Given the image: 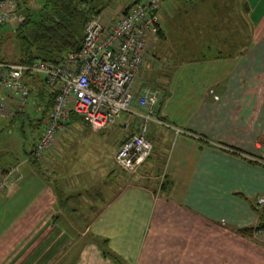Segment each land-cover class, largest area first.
Returning a JSON list of instances; mask_svg holds the SVG:
<instances>
[{"label": "crops", "instance_id": "0c3cea01", "mask_svg": "<svg viewBox=\"0 0 264 264\" xmlns=\"http://www.w3.org/2000/svg\"><path fill=\"white\" fill-rule=\"evenodd\" d=\"M201 1L204 27L219 38L188 63L201 66L191 70L203 73L198 95L186 93L188 105L175 113L167 87L177 80L163 83L160 60L141 72V83L163 89L158 113L168 125L151 124L153 151L140 177L114 161L136 121L128 129L123 116L95 131L72 116L47 165L22 167L23 180L0 193V264H264V240L242 233L259 225L254 205L264 198V0ZM192 2L167 0L160 11L164 18L166 5ZM163 47L158 38L152 48L162 60ZM86 150L99 158L79 162ZM66 154L67 163L55 161ZM57 176L75 181L60 189ZM101 239L120 262L104 255Z\"/></svg>", "mask_w": 264, "mask_h": 264}, {"label": "built area", "instance_id": "2783aa9c", "mask_svg": "<svg viewBox=\"0 0 264 264\" xmlns=\"http://www.w3.org/2000/svg\"><path fill=\"white\" fill-rule=\"evenodd\" d=\"M165 1L141 0L111 21L103 14L93 15L85 27L82 48L65 54L60 64L41 60L30 64L0 62V122L14 118L25 108L30 95L28 75L40 76L55 94L45 131L30 159L39 161L45 156L67 130L72 116L95 131L108 130L127 116L128 129L136 127L120 145L114 161L120 170L140 177L153 151L148 139L151 124L168 125L158 113L162 89L140 82L149 60L158 64L152 48L161 31L160 9ZM25 20L18 0H0V29H16ZM22 180L20 165L1 171L0 193L13 189ZM255 208L264 215L263 197L257 199ZM254 236L264 240V229Z\"/></svg>", "mask_w": 264, "mask_h": 264}, {"label": "rangeland", "instance_id": "374dc122", "mask_svg": "<svg viewBox=\"0 0 264 264\" xmlns=\"http://www.w3.org/2000/svg\"><path fill=\"white\" fill-rule=\"evenodd\" d=\"M28 1L30 3L29 5L33 7H38L41 3V0ZM192 1V3L184 6H178V10H175V7L170 9V6L166 5L167 8L163 10L165 24L160 11L161 24L164 29L166 27L167 33L164 37L160 36L161 38L159 37V39L164 46L163 51L168 59L166 57L162 60L158 59V57L157 61L159 64L160 60L161 65L165 66V68H163L164 71L167 72L166 78L164 76L161 77L163 83L164 80L167 83L171 78L172 80H177L176 84L173 86V90L171 88L172 85L167 87V97L169 98L171 93L174 94L171 101V108L175 113L179 110L181 102H185L186 105H188L189 101L185 97L186 93H191L193 98L199 93L194 89L201 85L200 79L202 78L203 73L192 74L191 70L197 72L201 66L193 67L188 63L195 61L201 62L204 55L207 57L210 54L207 50V46L219 38L217 34L209 33V30L204 27L205 17L202 1L200 3H197V0ZM129 2L130 1L128 0H113L110 8L104 13L107 20L111 21L121 15V12L127 7V3ZM7 30L8 29L6 28L3 29V31ZM6 52L8 53L10 61H16L14 57L17 56V50L14 42L10 41L7 44ZM172 67L175 68L174 71H171ZM188 78L190 79V82H188ZM148 80L155 83L156 75ZM161 100L162 98L160 99L159 105L161 104ZM164 101H167L166 97L164 98ZM43 110V107H37V103L30 99L23 114H19V112V115L17 114L15 118L0 122V172L5 168L16 165H20L21 168L26 165H33L30 161V154L40 135L46 128V119H42ZM114 139L115 137L111 136V142H113ZM149 139L153 141V138L150 135ZM159 142H161V140H159ZM159 142H156L155 145L157 149L161 150L160 146L162 145ZM101 146V149H99L101 155L106 154L110 150L105 144H102ZM84 153H86V155L83 153L78 155L79 162H84L83 160L91 162L90 159L95 160L100 156V154L92 152V150H86ZM44 157L45 156H43V158ZM70 157V155L66 154L61 161H59L60 157L58 158L59 160L57 159L55 161L67 163V161L70 160ZM75 157L76 155L73 156L71 160L72 163L79 164V162L75 160ZM43 158L39 160L38 163L44 167L47 164H45L46 160ZM43 172H45V170ZM131 177L134 178L135 176ZM74 181L75 180L72 178H66V180H64L63 177L57 176V178L55 177L53 184H55L57 188L62 189L66 182L73 183Z\"/></svg>", "mask_w": 264, "mask_h": 264}, {"label": "trees", "instance_id": "16d2710c", "mask_svg": "<svg viewBox=\"0 0 264 264\" xmlns=\"http://www.w3.org/2000/svg\"><path fill=\"white\" fill-rule=\"evenodd\" d=\"M18 1L24 9L26 20L16 29L7 31H3L4 28L0 29V62L30 64L41 60L60 64L65 54L82 48L85 27L90 18L93 15H105L104 13L113 2V0H41L38 7H33L29 5L28 0ZM128 1L130 2L127 3L121 15L126 14L133 6L141 2V0ZM161 33L160 31L159 36ZM10 41L16 45L17 56L14 57L16 61H10L6 52ZM26 84L30 92L27 104L30 99L36 102L37 107L44 108L42 119L46 117L48 119L55 94L44 84L40 76L28 75ZM25 108L19 114H23ZM30 161L38 164L37 160L30 159ZM260 217L258 226L244 229L242 233L252 236L256 231L264 229V215ZM101 243L104 255L120 262L118 256L107 247L108 240L101 239Z\"/></svg>", "mask_w": 264, "mask_h": 264}]
</instances>
